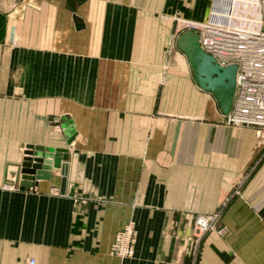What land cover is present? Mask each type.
Instances as JSON below:
<instances>
[{
	"label": "crops",
	"instance_id": "1",
	"mask_svg": "<svg viewBox=\"0 0 264 264\" xmlns=\"http://www.w3.org/2000/svg\"><path fill=\"white\" fill-rule=\"evenodd\" d=\"M11 1L0 0V264H264V145L225 122L177 46L197 33L180 19L213 11L255 30L257 0ZM27 145L58 166L33 187L15 183ZM220 210L226 233L195 253V218ZM129 222L134 256L121 259L110 249Z\"/></svg>",
	"mask_w": 264,
	"mask_h": 264
},
{
	"label": "built area",
	"instance_id": "2",
	"mask_svg": "<svg viewBox=\"0 0 264 264\" xmlns=\"http://www.w3.org/2000/svg\"><path fill=\"white\" fill-rule=\"evenodd\" d=\"M231 1L233 4L235 0ZM254 5L260 13L259 27L255 30H243L232 23L231 13L220 15L215 11L212 13L214 18L206 23L184 20L182 23L197 31L201 49L220 66H237L235 93L225 122L253 128L258 142L264 145V0H257ZM75 201L85 202L83 199ZM220 217L221 210L199 214L195 218V233L191 238L195 253L202 237L216 230ZM135 242L136 229L134 223L129 222L117 232L110 252L121 259L131 258ZM29 264H35V260L31 259Z\"/></svg>",
	"mask_w": 264,
	"mask_h": 264
},
{
	"label": "water",
	"instance_id": "3",
	"mask_svg": "<svg viewBox=\"0 0 264 264\" xmlns=\"http://www.w3.org/2000/svg\"><path fill=\"white\" fill-rule=\"evenodd\" d=\"M178 48L187 56L193 77L203 91L212 93L226 116L233 101L236 87V65L220 66L215 59L205 53L199 43V36L193 31L183 32L177 41ZM44 147L27 145L24 157L16 167L15 183L34 186L35 180H50L56 166L54 156L48 155ZM62 181L60 192L65 193L67 166H61Z\"/></svg>",
	"mask_w": 264,
	"mask_h": 264
},
{
	"label": "rangeland",
	"instance_id": "4",
	"mask_svg": "<svg viewBox=\"0 0 264 264\" xmlns=\"http://www.w3.org/2000/svg\"><path fill=\"white\" fill-rule=\"evenodd\" d=\"M21 0H12L11 1V3L13 4V5H17L19 2H20ZM212 18H214V16H212L211 15V18H210V20L212 19ZM222 19V18H221ZM181 21H191V20H187V19H180ZM1 128H6L5 126H0V130H1ZM0 138H2V135H0ZM259 143V142H258ZM261 145V144H260ZM4 189H10V186L9 185H4ZM221 218L222 217H220V219H219V221H218V223H217V225H216V232L217 233H219L220 235H222V234H225L226 233V227H224V226H222L221 225ZM211 232H213V231H211Z\"/></svg>",
	"mask_w": 264,
	"mask_h": 264
}]
</instances>
